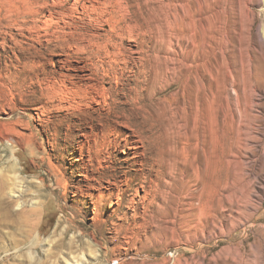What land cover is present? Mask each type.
Listing matches in <instances>:
<instances>
[{"label":"rangeland","instance_id":"obj_1","mask_svg":"<svg viewBox=\"0 0 264 264\" xmlns=\"http://www.w3.org/2000/svg\"><path fill=\"white\" fill-rule=\"evenodd\" d=\"M224 1L214 106L200 116L216 147L205 190L215 195L218 219L213 230H185L173 223V199L146 205L143 192L135 194L139 124L170 104L167 115L193 127L192 116L177 110L178 85L141 74L144 58L122 22L117 38L104 25L94 28L73 0H0V264H264L262 34L255 41L264 2ZM85 33L98 34L105 47L78 50L73 37ZM108 37L123 49L115 62ZM149 37L147 54L162 56L166 33L163 41L159 32ZM114 180L123 193L117 210L115 195L99 196Z\"/></svg>","mask_w":264,"mask_h":264},{"label":"bare ground","instance_id":"obj_2","mask_svg":"<svg viewBox=\"0 0 264 264\" xmlns=\"http://www.w3.org/2000/svg\"><path fill=\"white\" fill-rule=\"evenodd\" d=\"M73 1L76 5H80L83 12H87L93 17L92 25L97 30H99L98 27L104 25L103 27H108L110 32L119 38L115 31L122 22L125 25L128 38L135 42H133L135 48L137 46L140 48V55L144 58V61L139 62L141 74H149L150 81L157 85H169L171 83L178 85V91L173 96L178 101L177 110H181L186 117L188 114L192 116L193 127L189 129L190 126L187 128L186 123L176 119L178 116L167 115L170 112V104V106L162 105L158 108L157 113L154 112L155 116L149 113L150 116L146 118L145 122L139 124V129L142 132L140 143L143 152L138 165L139 171L142 172V180L139 188L135 191L136 196H138V191H142L143 194L140 198L146 205L152 204L155 200H162L166 203L167 200L164 198L170 197L173 199L172 204L174 205V209L172 208L174 210L173 223H177L180 228L184 227V229L210 226V230H213L218 219L217 205L214 193L210 194L212 193L210 191L207 194L205 189L206 180L208 178L212 180L214 173L216 147L213 141L212 143L207 141L202 130L203 123H201L200 116L203 106L214 104L215 55L219 45L218 37L221 34L219 21L227 20L228 16L225 1ZM158 14L160 15L153 24L152 20ZM158 32L161 34V41H163V35L166 33L169 46L162 56L160 52H154L153 58H151L145 51L144 45L146 41L150 43L153 38H148L149 34L155 35ZM261 34L264 38V31L262 30L255 37L256 42L262 38ZM97 35L96 33H85L79 37H73V39L78 44L77 48L81 46L82 49H86V47L93 46L96 49H101L105 46L101 44ZM105 42L114 48L115 51L110 52L109 57L115 62L121 56L123 49L112 42L110 37ZM159 50L162 49L159 48ZM96 94L102 95L100 92ZM171 110L173 109L171 108ZM210 111L212 112V109ZM231 126L229 125L228 128L230 129ZM193 130L196 132L195 136L192 133ZM195 146V150H198L196 154L192 150ZM132 148L135 147L132 146ZM193 154L196 155L198 166L193 165L191 161ZM148 160L151 161V165H148L143 172L142 167ZM167 177L171 181L166 180ZM133 180L132 177L129 181L121 183V187L129 188ZM95 188L100 189L96 186L92 187L93 190ZM90 194L92 195V193ZM114 195L117 197L115 202L117 210L123 195L119 191L117 182L114 180L111 184H107L103 191L99 192L101 197ZM135 204L134 199H132L130 205L134 207ZM22 205L16 202L17 207ZM31 206L35 217H38L40 206L36 208L34 203ZM73 261L71 264H80L78 261Z\"/></svg>","mask_w":264,"mask_h":264}]
</instances>
